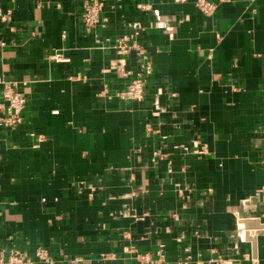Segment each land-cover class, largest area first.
Returning a JSON list of instances; mask_svg holds the SVG:
<instances>
[{"label": "crops", "instance_id": "1", "mask_svg": "<svg viewBox=\"0 0 264 264\" xmlns=\"http://www.w3.org/2000/svg\"><path fill=\"white\" fill-rule=\"evenodd\" d=\"M84 1L0 0V78L28 103L23 124L0 127V251L264 264V229L254 244L242 224L264 228V0H207L213 15L108 0L93 32ZM134 23L155 69L142 102L112 98L138 71L112 48ZM3 104L0 86V118Z\"/></svg>", "mask_w": 264, "mask_h": 264}, {"label": "built area", "instance_id": "2", "mask_svg": "<svg viewBox=\"0 0 264 264\" xmlns=\"http://www.w3.org/2000/svg\"><path fill=\"white\" fill-rule=\"evenodd\" d=\"M108 0H85L83 2V10L81 16V24L85 27L87 32H93L101 27L104 11V6ZM229 0H221L220 2H228ZM195 4L199 10L205 15H213L218 8V4H212L207 0H195ZM148 9L146 6H142ZM10 12L7 14L0 9L1 19H6ZM131 33L123 34L121 37L114 41L113 49L121 57L118 70L121 71L125 66L126 56L132 53L136 55V62H138V71L130 76V83L127 85L123 92L117 93L112 96L121 101L142 102L145 98L146 87L149 79L154 74V62L148 54L146 47L139 43L143 27L138 23L130 25ZM4 44L0 41V49ZM57 62H65L60 55L52 57ZM123 71V70H122ZM0 86L2 87L3 110L5 117L0 118V127H17L23 124L22 115L27 108L26 97L17 90L14 84L3 81L0 78ZM74 263V262H73ZM0 264H56V260L51 257L48 250L39 248L35 251V257L29 258L19 250H11L9 253L4 254L0 251ZM188 264V262H184ZM251 264H259L258 260H251Z\"/></svg>", "mask_w": 264, "mask_h": 264}, {"label": "water", "instance_id": "3", "mask_svg": "<svg viewBox=\"0 0 264 264\" xmlns=\"http://www.w3.org/2000/svg\"><path fill=\"white\" fill-rule=\"evenodd\" d=\"M242 224L244 225V229H246L247 233V238L253 242L255 244L256 242V238L259 235L258 232H253L254 230H258V229H264L262 228L263 224L260 222V219H243L242 220ZM253 233H258V234H253Z\"/></svg>", "mask_w": 264, "mask_h": 264}]
</instances>
